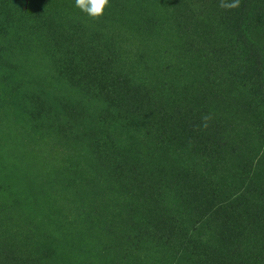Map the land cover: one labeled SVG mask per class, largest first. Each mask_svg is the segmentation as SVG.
<instances>
[{
  "label": "rangeland",
  "instance_id": "obj_1",
  "mask_svg": "<svg viewBox=\"0 0 264 264\" xmlns=\"http://www.w3.org/2000/svg\"><path fill=\"white\" fill-rule=\"evenodd\" d=\"M0 0V264H264V0Z\"/></svg>",
  "mask_w": 264,
  "mask_h": 264
},
{
  "label": "clouds",
  "instance_id": "obj_2",
  "mask_svg": "<svg viewBox=\"0 0 264 264\" xmlns=\"http://www.w3.org/2000/svg\"><path fill=\"white\" fill-rule=\"evenodd\" d=\"M239 4V0H235L231 5H224L221 3V7H236ZM108 5V0H75V6L82 12L86 13L93 19H98L103 15V9Z\"/></svg>",
  "mask_w": 264,
  "mask_h": 264
}]
</instances>
